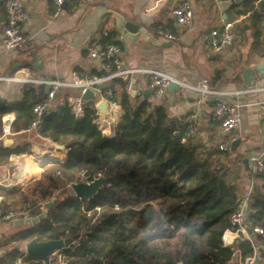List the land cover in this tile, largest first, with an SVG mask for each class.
<instances>
[{
	"label": "trees",
	"instance_id": "16d2710c",
	"mask_svg": "<svg viewBox=\"0 0 264 264\" xmlns=\"http://www.w3.org/2000/svg\"><path fill=\"white\" fill-rule=\"evenodd\" d=\"M250 11L252 0L228 22ZM249 19L259 23L264 13L258 9ZM108 33L99 45L115 43L114 34ZM260 44L257 29L251 49L260 51ZM23 66L32 69V63ZM109 88L122 110L111 137L93 124L92 107L86 105L82 116L75 117L66 104L67 95L60 96L54 110L44 115L40 136L65 145L63 161L42 165L33 200L16 189L0 190L6 200L20 196L34 214H39L38 202L57 199L45 219L17 229L7 239L16 242L5 254L8 264L21 256L20 244L34 238L78 241L65 253L89 256L83 264H228L236 251L242 260L252 256L254 243L237 240L233 248L222 245L229 216L239 208L243 194L238 160L230 163L229 154L208 148L203 141L183 145L184 119H172L164 106L142 97L131 103L121 80H113ZM21 92L22 101L14 105L0 97V135L3 114H14L13 133L27 130L34 117L32 107L46 98L43 87L24 85ZM30 150L29 143L4 147L0 141V166L11 155ZM86 168H91L89 181L103 178L100 189L91 199L69 195L66 186L78 183ZM246 177L255 181L246 192L247 226L264 227V173ZM256 258L264 262L261 250ZM66 264L78 263L71 259Z\"/></svg>",
	"mask_w": 264,
	"mask_h": 264
},
{
	"label": "crops",
	"instance_id": "0c3cea01",
	"mask_svg": "<svg viewBox=\"0 0 264 264\" xmlns=\"http://www.w3.org/2000/svg\"><path fill=\"white\" fill-rule=\"evenodd\" d=\"M182 1L185 0H74L71 5H65L58 16L53 17V0H25L27 21L23 25V32L28 41L15 51H8L2 45L5 14L0 6V74L12 75L20 69H26L32 79L61 82L70 81L74 72L81 76L94 75L100 72L99 64L89 57L88 52L92 47L99 46L102 33L106 31L114 34V38L118 40L117 44L120 47L118 57L127 68L157 70L168 73L176 80L192 84L206 80L211 89L228 93L222 97L223 100L243 105L242 122L239 129L222 137L220 124L214 119L212 107L209 106L211 104L208 102L201 107L197 117L198 131L192 144L203 141L206 147L213 149L220 143L230 144V152L227 154L230 163L238 160L236 166L241 169L243 197L247 188H251L255 183L246 177L249 173L246 160L252 154L264 153V117L259 115L258 107V102L264 99V92L242 94L241 91L254 86L264 87V84L260 85L264 83V75L255 72L252 83L248 85L242 71L264 63V19L259 23L249 19L250 14L259 9V6L257 9L253 8V2L257 0H252V11L231 22L233 32L237 23L246 21L242 28L244 31L245 29L254 31L252 38L246 46L234 45V42H239L240 39L233 32L232 45L217 56L210 49V31L223 22L231 21L229 18L236 16V11L242 10L243 4L248 0L232 5L225 11H222L218 4L228 0H188L192 5L193 17L188 26L180 27L176 24L172 11ZM261 12L264 13V5ZM119 19L143 29L147 36L145 38L140 36L133 43H129L123 38L122 31L117 28ZM257 29L260 32V51L251 49ZM158 31L172 34L175 39L168 40L164 34L158 35ZM230 58L233 63L227 62ZM38 59L41 60L35 66ZM26 63H32V69L24 67ZM133 81L136 92L141 94V97L149 91V76L136 75ZM21 89L22 87L17 85L1 86L0 97L6 99L9 105H14L23 99ZM58 93L61 94L56 96L53 106L57 104L60 96H76L78 91L63 88ZM118 94L116 89V97ZM149 101L164 106L172 119H185L195 110L192 98L181 99L176 89L172 92L168 89L159 103ZM121 112L120 108L119 116ZM9 138L14 141L11 146L29 143L31 150L25 154L26 157L16 160L18 161L16 167H13V159L0 166V182L7 185H0V190L16 189L23 197L33 200L36 197V181L41 176L42 165L47 161H63L65 151L54 152V143L36 137L35 133L26 130L17 132ZM232 138L235 139L233 143L230 142ZM35 139L43 141L47 148L39 151L40 148L35 146ZM29 154L32 157H28ZM36 154L41 155L40 160L36 159ZM45 202H38V205ZM12 208L30 207L22 203L20 196L6 200L0 194V209ZM19 228L12 227L11 223L0 224V264H8L10 259L5 257V254L16 245V242L9 243L7 239ZM261 238L253 236L252 241L264 254V241ZM24 244H20L19 253ZM241 262V255L236 251L228 264ZM14 264L41 263L37 261L28 263L21 255Z\"/></svg>",
	"mask_w": 264,
	"mask_h": 264
},
{
	"label": "built area",
	"instance_id": "2783aa9c",
	"mask_svg": "<svg viewBox=\"0 0 264 264\" xmlns=\"http://www.w3.org/2000/svg\"><path fill=\"white\" fill-rule=\"evenodd\" d=\"M73 1L74 0H53V17L58 16L62 11V8L65 5H71ZM24 2L25 0H0V6L3 8L5 14V24L2 29L1 42L4 49L8 51L17 50L28 41L23 32V25L27 21ZM258 6L259 1H254L253 8L257 9ZM172 16L176 20L177 25L188 26L193 17L191 3L188 0L182 1L178 7L173 9ZM232 28L233 23L223 22L220 26L210 31L211 40L209 45L214 53L222 52L232 45L234 40ZM163 34L162 31H158V35ZM102 35L103 37H109V33L106 31L103 32ZM164 36L168 40L175 39L172 34H164ZM112 39L115 43H107L104 46L99 45L89 49V57L97 61L99 64L98 69L100 72H97L94 75L81 76L74 72L70 81L61 82L41 78L32 79L29 77L26 69H20L12 75L0 74V88L1 86L9 85H17L18 87L33 85L35 87H43L46 89V98L41 103L32 107V114L34 117L26 130L27 132H33L36 137H41V121L44 115H47L54 110L55 106H53V101L56 98L57 92L65 88L78 91L76 96H66V104L70 108L72 114L75 117H81L86 105L92 107L94 109L93 124L102 134L111 137L114 133V125L119 119V111H117V109L118 107L121 108V105L115 100L113 91L109 87L113 80L118 79L124 83V90L127 95L130 96L131 93L135 91V97H137V95L141 97V94H137L135 84L133 83L134 77L140 74L149 76L148 89L152 95L151 100L156 103L163 100L165 92L170 88L171 84H177L176 92L178 97L181 99L192 98L195 110L184 119L186 129L181 137V143L183 145H192V140L197 136L198 131L196 123L197 117L199 116L201 107L208 102L211 104L214 119L220 124L222 137H225L226 134L240 128L243 105L235 101L223 100L222 97L228 94L227 92L211 89L206 80H200L197 83L192 84L176 80L168 73L157 70L127 68L121 63L118 57L120 54V47L117 44L118 40L114 38V36ZM86 91H91L93 93L95 96L93 101H85L82 99V96ZM241 92L242 94L264 92V87H249ZM236 94H238V92H236ZM134 99L135 98H131L130 96L131 103L134 102ZM99 101H104L107 105L108 114L105 116L96 109V104ZM258 107L259 115L264 117V99L258 102ZM14 120L15 116L12 112H7L2 115L0 140L5 137H12L13 134H15L12 132ZM234 141V138L230 139L231 143ZM217 148L223 153L230 152V144L228 143H220ZM53 151L55 152L56 149L54 148ZM30 154L28 157H32ZM24 157H26L25 154L11 155L9 159H13V167H16L18 163L16 160ZM37 158L40 159L41 155L36 154V159ZM247 166L249 174L252 177L264 173V153L250 155L247 159ZM0 185H3L2 181L0 182ZM248 200V194L243 195L239 208L229 216L228 227L222 234L223 247L233 248L237 240L248 241L253 245V236L264 237V227L250 228L247 226L249 215ZM38 206L40 208V214L44 209V203L39 204ZM37 215L38 214H34L29 208H12L9 210L0 209V224L11 223L19 219H31ZM77 245L78 241L72 240V245H67L60 250L53 251L49 255V264H66V262L71 259L76 260L77 263L79 259L82 261L87 259L89 256L77 258L66 255L65 251L71 247H76ZM256 252L257 247L253 246L252 256L242 260L241 264H255ZM25 256L23 257V260H25Z\"/></svg>",
	"mask_w": 264,
	"mask_h": 264
},
{
	"label": "water",
	"instance_id": "95a60500",
	"mask_svg": "<svg viewBox=\"0 0 264 264\" xmlns=\"http://www.w3.org/2000/svg\"><path fill=\"white\" fill-rule=\"evenodd\" d=\"M242 1L243 0L222 1L218 4V7H220L222 11H225V9H227L228 7L232 5H237ZM263 5H264V0H259L260 11L263 10ZM117 28L122 31L123 38H125L129 43H133L140 36L142 38H145L147 36L143 29H139L136 25H133L131 23L128 22L125 23L122 19L117 20ZM148 41L151 42L150 39H148ZM40 60L41 59H38L36 61L35 66L40 62ZM255 72L259 73L260 75H264V63H261L255 66L254 68H246L242 71L248 85L252 83ZM176 88H177V84H171L169 91L172 92ZM130 96L131 98H135V91H133ZM151 97L152 95L150 91H147L143 94V99L145 100H151ZM82 99L85 101H93L95 99V96L91 91H86L85 94L82 96ZM96 109L104 116L108 114L107 105L104 101H99L96 104ZM119 109L120 108L118 107L117 111H119ZM2 142L4 147H9L14 143L13 139L9 137L3 138ZM55 149L56 151H65V145H55ZM99 178H101V185H102L103 178L102 177ZM70 187L74 191L75 197H78L80 199H91L97 193V191L100 189L101 186L98 187V184L95 181L91 184L72 183L70 184ZM56 202L57 199L46 201L44 203V209L36 217L31 219L15 220L11 222V226L14 228H19L23 226H36L43 219L46 218L48 209H50L51 206ZM67 245H72V238L51 240L45 242H39L34 238L31 241H29L25 246V251H26L25 261L30 262L37 260L42 262V264H49V255L53 251L61 249ZM255 264H261V260L259 258H256Z\"/></svg>",
	"mask_w": 264,
	"mask_h": 264
},
{
	"label": "rangeland",
	"instance_id": "374dc122",
	"mask_svg": "<svg viewBox=\"0 0 264 264\" xmlns=\"http://www.w3.org/2000/svg\"><path fill=\"white\" fill-rule=\"evenodd\" d=\"M246 23V21L245 22H239V23H237L236 25H235V27H234V29H233V32H235L236 33V35H237V37L240 39L239 40V42H234V45H239V44H241L242 46H246L247 44H248V42H249V40L252 38V36H253V34H254V31H250V30H248V29H245V31H244V29L242 28V25L243 24H245ZM181 27V26H180ZM109 28H110V26H109ZM242 42V43H241ZM226 52V51H225ZM221 53H223V52H219V53H216L217 54V56H220L219 54H221ZM227 62H231V63H233V61H232V59L230 58ZM264 83H262V84H260V85H263ZM263 87V86H262ZM36 140V139H35ZM35 146L37 147V148H40L39 149V151H41V150H43V149H46L47 148V146H45L44 144H43V141H41V140H36V143H35ZM40 160V159H39ZM88 174H89V170L86 168L85 170H84V172L83 173H81L80 175H79V177H78V183H84V184H91V183H93V182H95L96 181V183L98 184V187H100L101 186V178H97V179H95V180H93V181H89V178H88ZM66 190H67V193L69 194V195H72V196H74L75 195V193H74V191L72 190V188L71 187H69V184L66 186ZM30 193V192H29ZM28 193V194H29ZM57 194V193H56ZM52 199H55V198H52ZM51 199V200H52ZM73 240V239H72ZM28 243V242H27ZM26 243V244H27ZM26 244H24V246H22L21 247V255H22V258L26 255V251H25V246H26ZM58 250H60V249H58ZM23 253V254H22ZM25 254V255H24ZM89 259V257L87 258V259H85L84 261H82L81 259H79L78 261H77V263L78 264H83V263H85L87 260ZM34 261H37V260H34ZM31 262H33V261H30V262H28V263H31ZM37 262H40V261H37ZM41 264H42V262H40Z\"/></svg>",
	"mask_w": 264,
	"mask_h": 264
},
{
	"label": "bare ground",
	"instance_id": "6f19581e",
	"mask_svg": "<svg viewBox=\"0 0 264 264\" xmlns=\"http://www.w3.org/2000/svg\"><path fill=\"white\" fill-rule=\"evenodd\" d=\"M36 162V161H35Z\"/></svg>",
	"mask_w": 264,
	"mask_h": 264
}]
</instances>
